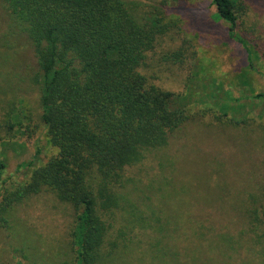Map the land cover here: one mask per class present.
Listing matches in <instances>:
<instances>
[{"label":"rangeland","instance_id":"rangeland-1","mask_svg":"<svg viewBox=\"0 0 264 264\" xmlns=\"http://www.w3.org/2000/svg\"><path fill=\"white\" fill-rule=\"evenodd\" d=\"M237 2L249 59L209 0H127L166 25L140 73L185 119L115 185L102 212L114 264H264V0ZM41 114L32 44L0 0V207L57 155ZM77 214L48 190L13 203L0 264L73 262Z\"/></svg>","mask_w":264,"mask_h":264},{"label":"trees","instance_id":"trees-1","mask_svg":"<svg viewBox=\"0 0 264 264\" xmlns=\"http://www.w3.org/2000/svg\"><path fill=\"white\" fill-rule=\"evenodd\" d=\"M209 1L227 24L229 38L243 46L249 59L250 50L236 34L242 11L237 0ZM3 3L32 44L40 74L41 122L57 155L5 198L0 213L42 190L51 191L78 210L72 234L76 256L66 264H114L104 249L102 212L117 207L115 185L123 169L144 151L166 144L167 134L185 119L182 108L172 109L174 95L140 73L166 25L157 18L142 20L127 0ZM261 237L264 252V233Z\"/></svg>","mask_w":264,"mask_h":264}]
</instances>
